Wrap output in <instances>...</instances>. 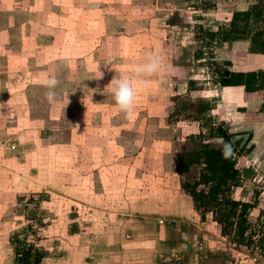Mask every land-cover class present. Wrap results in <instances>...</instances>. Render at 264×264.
Wrapping results in <instances>:
<instances>
[{"label": "rangeland", "instance_id": "1", "mask_svg": "<svg viewBox=\"0 0 264 264\" xmlns=\"http://www.w3.org/2000/svg\"><path fill=\"white\" fill-rule=\"evenodd\" d=\"M236 2L0 0V225L8 238L27 239L43 258L52 228L46 211H195L182 183L196 180L200 168L179 175L176 155L195 146L189 138L201 131V100L210 103L214 122L204 142L225 147L237 156L238 169L251 170L232 197L246 202L261 194L249 215L256 222L264 211V114L240 110L264 100L223 102L222 88L241 86H221L215 69L229 57L233 72H247L241 66L247 43L208 47L204 37L229 23L241 7ZM149 51L161 57L160 71L138 89L133 109L121 111L106 86L131 73ZM97 68L103 79H94ZM49 69L62 81L58 102L45 95ZM248 129L243 147L253 150L246 155L236 141L246 139L238 134ZM206 215L204 228L224 239L211 256L223 264L264 259L259 250L222 236Z\"/></svg>", "mask_w": 264, "mask_h": 264}, {"label": "crops", "instance_id": "2", "mask_svg": "<svg viewBox=\"0 0 264 264\" xmlns=\"http://www.w3.org/2000/svg\"><path fill=\"white\" fill-rule=\"evenodd\" d=\"M237 1L241 6L238 11L252 4ZM238 44L234 43L232 48ZM242 48L244 71L264 70V55L245 52V44ZM224 60L232 64L229 70L233 72L235 61L229 57ZM220 92L226 104H232L233 98L234 103L243 102L242 86L222 88ZM258 104L259 101L245 108L258 111L264 102ZM241 122L243 127L247 126L243 119ZM260 128L264 129V125ZM44 214L51 218L52 228L43 240L42 264H159L161 257L177 253L187 256L185 264H223L210 251L220 248L224 239L204 228H209L208 224L198 211H131L126 215L123 211L94 210L72 214L56 208ZM5 227L0 225V264H14V247ZM241 264H264V259L250 258Z\"/></svg>", "mask_w": 264, "mask_h": 264}, {"label": "trees", "instance_id": "3", "mask_svg": "<svg viewBox=\"0 0 264 264\" xmlns=\"http://www.w3.org/2000/svg\"><path fill=\"white\" fill-rule=\"evenodd\" d=\"M204 37L208 47L245 42L249 54L264 55V0H257L245 11L233 12L227 25L220 27L216 32H206ZM197 58L202 59V55ZM231 66L232 64L226 61L216 67L214 75L221 86H242L245 100H264V70L235 73L229 70ZM188 85L192 86L194 83L190 81ZM211 109L207 101L201 100L198 103L196 121L201 131L189 138V142L195 146L192 149L185 148L176 155V170L179 175L189 173L193 166L200 168L198 178L193 182L184 181L182 189L192 199L195 211H202V217L207 213L212 215L213 221L221 228L222 236L230 238L237 246L255 248L264 257V211H260L255 223L249 220L251 211L257 208L260 202L261 194L255 191L253 197L246 202L232 197L233 190L241 187L243 179L250 177L251 170L248 166L238 169L237 156H233L225 147L211 146L204 142V134H211L214 123L209 115ZM240 111L249 113L244 108ZM256 114H264V104ZM205 127H208V132L204 131ZM251 134L252 131L240 133L238 135L247 137L236 141V147L242 145V152L246 155L253 150V146L247 150L243 147ZM11 241L17 261L15 264H24L27 254L15 247L17 238H11ZM36 262L42 263L41 256Z\"/></svg>", "mask_w": 264, "mask_h": 264}, {"label": "clouds", "instance_id": "4", "mask_svg": "<svg viewBox=\"0 0 264 264\" xmlns=\"http://www.w3.org/2000/svg\"><path fill=\"white\" fill-rule=\"evenodd\" d=\"M160 68L161 57L158 52L149 51L145 53L143 63L138 65L131 73L113 77L106 87L112 95L115 106L121 111L130 112L134 107L138 89L145 86L148 83V77L160 71ZM103 76L104 73L97 68L96 77L94 79L100 80L103 79ZM83 81L85 80H80L79 83L82 84ZM61 83L62 81L57 75L56 70L49 69L43 79V85L46 89L45 95L49 102H58V90L61 87ZM83 87L86 88L84 85ZM90 91L94 92L95 89ZM68 93L69 92H64L65 106L68 103L66 98ZM91 98L92 95L88 97L89 102ZM76 127L78 128L79 126L76 125Z\"/></svg>", "mask_w": 264, "mask_h": 264}, {"label": "built area", "instance_id": "5", "mask_svg": "<svg viewBox=\"0 0 264 264\" xmlns=\"http://www.w3.org/2000/svg\"><path fill=\"white\" fill-rule=\"evenodd\" d=\"M11 238H15L12 237ZM15 247H19L21 252L27 254L25 258L24 264H37V259L39 257L38 251L33 243L27 241V239H19L17 238V243ZM186 257L185 255L175 254L171 255V257H161L159 264H185Z\"/></svg>", "mask_w": 264, "mask_h": 264}]
</instances>
